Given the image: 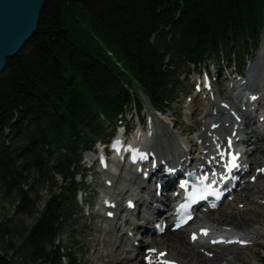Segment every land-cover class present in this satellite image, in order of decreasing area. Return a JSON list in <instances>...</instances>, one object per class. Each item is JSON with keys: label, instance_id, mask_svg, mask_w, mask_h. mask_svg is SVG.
Returning <instances> with one entry per match:
<instances>
[{"label": "trees", "instance_id": "trees-1", "mask_svg": "<svg viewBox=\"0 0 264 264\" xmlns=\"http://www.w3.org/2000/svg\"><path fill=\"white\" fill-rule=\"evenodd\" d=\"M81 10L119 58L76 37ZM263 31L264 0H46L0 77V195L33 219L17 245L0 221V264H78L61 239L79 211L84 154L144 103L167 113L191 72L226 61L242 74Z\"/></svg>", "mask_w": 264, "mask_h": 264}, {"label": "bare ground", "instance_id": "bare-ground-1", "mask_svg": "<svg viewBox=\"0 0 264 264\" xmlns=\"http://www.w3.org/2000/svg\"><path fill=\"white\" fill-rule=\"evenodd\" d=\"M260 44L257 59L255 60L254 58L248 64L246 79L240 80V83H234L231 88L230 97L236 101L234 107L224 104V100L223 103L219 101L220 98H217L214 103L217 106L215 107L216 109H207L202 122H200L201 130L192 142L187 140L189 143L186 141V138L182 139L180 135H168L167 137L158 138L159 133L162 132V126L161 121L154 118L152 121L153 127L146 133H143L142 142L144 145L142 147L143 151L150 150L155 155L156 162L149 160V164L144 166V169H148V171H126V168L121 166V168H116V173H108L105 180L110 181L111 186L106 188L107 193L109 194L111 189L117 188L116 197L119 198L121 196L122 198L113 200V197H110L109 199H111L113 205L104 201L102 209H105V212L114 213L111 218L105 214L101 216V213H99L97 214V218L102 219V221L109 219L112 222L115 220L119 223L122 221L124 223L129 222L127 223L128 230L126 232L121 228V225L117 226V221L111 227L112 233L116 230L118 232L116 239L118 237L122 242L124 240V244H127V246L125 247V252H121L119 263L113 257L115 255L113 250H110L108 255L110 258L109 264H134L138 262V259L139 261L141 259V263L137 264H149L145 260L146 257H148V261H151V264H165V262L167 264H215L218 262L225 264H246L241 258L242 250L251 244H255L257 241H264V226H260L256 218L252 222L257 226V229H245L243 231L235 230L229 226L244 227L246 225L245 217H247L251 209H260L264 202V187H261L264 181V173L260 171V169H264V99H261L259 96L264 93V35ZM251 63L253 65H250ZM243 86L255 89V92H253L255 93L254 101L249 98L245 99V96L239 90ZM262 100L263 103L260 105ZM251 102L254 103L251 104ZM235 114L239 118V122L233 117ZM215 118H218L219 125L212 126L210 121ZM253 119H257L259 124L261 123V126L255 127ZM245 128L247 131H243L246 130ZM237 138L240 142L242 140V144L247 145L249 148L246 156V162L248 163L246 171L241 177L237 178L239 183L232 186V191L222 196L221 202L215 207V210H208L205 214L210 217L219 212L223 206H227L226 213L216 219L215 223L208 220V218H204L193 225L195 218H197L195 216L189 225L192 226L191 230H189V226L179 231L172 230L169 226L171 216L166 217L165 214L171 211L169 208H171L170 205L172 203V192L170 191L173 184L172 174L174 173L176 176L178 169L182 168L186 170V168L195 165L202 168L206 167L209 170L219 168L220 159L223 158L221 153L232 154L236 148L235 139ZM229 141H231V148L228 146ZM189 146L191 150L193 146L199 150L201 160L190 162L189 158L181 153V150L185 154L190 153ZM93 161L94 158H92L91 163ZM162 161L165 163L163 166H160L159 163ZM120 178H124L125 181L121 185L119 184ZM247 178L249 179L247 180ZM243 182L245 183L243 184V188H241V183ZM260 187L261 189H259ZM139 192L143 196L150 197L149 200L147 201L143 196L139 197ZM249 192H253V194L246 198L243 197L244 193ZM239 193L240 195H238ZM252 196H255V198ZM126 197H129V201H125L124 198ZM235 200H238L237 204L239 205L237 206L236 204L234 207L232 204ZM126 203L127 205L125 206ZM160 209H167V211L163 212ZM228 210L231 212H228ZM122 211H124V214H120L125 215V217L118 215V212ZM135 213H138V223L141 225L139 231L136 233L133 231L137 227V222L135 221V217H132ZM160 220L161 225L165 224L166 228L158 233L154 227ZM150 224L156 237L150 239L147 247L141 241L137 245L139 242H137L138 240L136 241V237L145 234L151 235L150 232H146L150 231V228L147 227ZM218 229L224 231L218 233L216 231ZM204 230L208 231L207 236L202 234ZM166 233L168 234L166 235ZM193 234L197 236L195 242L192 240ZM122 236L123 239L121 238ZM200 238H204L205 240L201 241L199 240ZM212 241L225 242L213 243ZM227 241L232 242L228 243ZM153 249L155 250L154 252L152 251ZM224 252L227 254L224 255ZM161 253H164V255H161Z\"/></svg>", "mask_w": 264, "mask_h": 264}, {"label": "rangeland", "instance_id": "rangeland-1", "mask_svg": "<svg viewBox=\"0 0 264 264\" xmlns=\"http://www.w3.org/2000/svg\"><path fill=\"white\" fill-rule=\"evenodd\" d=\"M92 17L93 16L86 11L83 12L82 10L79 11L78 15L76 16V22L73 25V30L75 32L76 37L80 40V42H82L83 44H87L88 46L95 47L99 45L104 48H108L113 53H115L116 56L119 58V53H117L116 46L108 47L106 45L105 39L103 38V34H102L103 30L102 28L100 30L99 27L101 26L99 22L94 17L93 18ZM261 43H262V39H261ZM259 50L260 47L257 50V52L255 51L256 53L255 52L252 53L251 58L249 59L253 60L255 58L256 60L257 55L259 54ZM250 60H247L248 62L246 61L247 64L250 62ZM253 63H251L250 65H253ZM227 65L228 64L226 61L219 62L217 65L214 63H209L210 71L208 72H210L213 78L215 79V89L213 92H210L208 96H205L207 91H204L203 87L199 85L197 77H194L193 75H187V78L185 79L182 85L183 95L180 96L179 102L173 105L170 108V110L167 113H165L164 116H162V118H160L159 115L152 114L151 111L148 109V107L144 109L145 106H147V103H144V105L142 106L143 111H141L142 112L141 116L139 115L136 116L134 110H132L131 112L128 111L124 124H126L129 129L131 128L134 129L135 126H137L138 122L144 120L145 123H147L149 119L156 118L157 120L161 121V126H162V132L159 133L158 138L167 137L168 135H178V136L180 135L182 139L186 138V141L188 140L189 142H192L196 138L197 133L201 130L200 122H202V118L206 114L207 109L210 108H213L212 110L216 109L215 107L217 106H215L214 103L216 102L217 98H220L219 101L222 102L224 100L225 103L224 102L223 103L227 104L230 107H234V105L236 104L235 99L230 97L231 94L230 86H232L233 83H237V81H240L239 79H243V80L246 79L247 72L245 70V73L242 76L243 78L237 77L232 72L233 69L232 71L229 70L227 68ZM247 67L248 65L246 66V69ZM201 72L205 73V71H201ZM256 120L257 119H255V121ZM118 131H125V130L120 128ZM243 131H247V129ZM181 153L191 160L201 159L199 150L194 148V146L192 147L190 153H186V154L183 152ZM91 155L92 154L86 153L82 158L81 166L83 167V169H86V171H83V174L87 175L84 183H82V190L84 193L82 196L78 195L77 197L79 202V208H78L79 211L77 212L74 218V222L70 227L68 233L66 234V236H64L61 239V241H63L66 245H68V247L70 248V254H71L70 257L76 259L78 264H109L110 258L108 257V255L110 253V250H113V253L115 254L113 255V257L115 258V261L119 263L121 252H125L126 250L125 247L127 246V244H124L125 241L123 240L122 242V240H120L118 237L116 239L118 233L117 230L113 231V233L111 231V227L113 223H116L117 220L112 222L110 220L102 221V219L97 218V214L101 213L100 214L101 216L102 214H104V211L98 210V208H99V200L101 198L100 192L103 188V184L106 178L104 175L96 174L91 180V177L89 175H93V173L90 174L89 173L90 171H88V168H90L91 163L86 162L88 157H91ZM95 170H98V168L96 167ZM248 179L249 178H247V180ZM77 181H79V177H77ZM124 182H125L124 178L119 179L120 185L123 184ZM132 184L134 183L132 182ZM262 186L264 187V181L261 184V187ZM261 187L259 189H261ZM115 189L114 188L111 189L110 193L113 194V197H115V199H121L122 198L121 196L119 198L116 197V193L118 192V190L117 188ZM114 190L115 192H113ZM238 191L240 192V190ZM252 194L253 192L244 193L243 197L246 198L248 196H251ZM238 195H240V193ZM46 197H47V193L43 192L42 199L45 200ZM252 197L255 198V196ZM14 201L7 198L4 199L0 195V221L2 222L12 221L10 223L14 231L11 232L10 240H12V243L14 245H17L19 244L21 237L25 233V231L31 227L33 219L31 217L15 216L13 214V206L15 203ZM233 202H231L233 203L232 206L235 207L238 200H235ZM238 205L239 204H237V206ZM226 207L227 206L225 207L223 206V208L219 210V212L213 214L210 217L209 215L205 214L206 211L200 212L198 214L199 218L201 219L208 218V220H210L211 222L213 221L215 223L216 219L220 218L221 215L226 213L225 211ZM39 209H41V205H39ZM228 212L231 211L228 210ZM137 214L138 213H135L134 216H132L135 217V221L137 222L136 223L137 227L135 231H133L135 233L139 231L141 226L138 223ZM263 217H264V202L262 203L260 209L258 210L251 209L247 217H245L246 225L244 227L237 228L234 225H229V226L230 228H233L235 230H243V231L245 229L246 230L257 229V226L252 222V220L256 218L257 223L260 226H264ZM127 223H124V221L120 223L118 222L117 226L121 225V228L124 229V231L126 232V230H128ZM160 224H161V220L159 223H157V225L159 226ZM147 227L152 229L151 224L147 225ZM167 234L168 233H166V235ZM154 237H156V235L154 234L150 236H148L147 234L138 236L136 237L137 238L136 241L138 240L137 242H139L137 243V245H139L141 241V243H143V245L147 247L150 239ZM121 238L123 239V236ZM0 248H2V246H0ZM8 251H9L7 252L8 255L9 256L12 255V251L11 250ZM242 251L243 252L241 258L245 261L246 264H263L264 241L263 242L257 241L255 244L249 245ZM226 254L227 253L224 252V255ZM145 260L149 262L148 257H146ZM137 261L138 262L134 264L141 263V259L140 261L139 259ZM215 264H225V263L218 262Z\"/></svg>", "mask_w": 264, "mask_h": 264}, {"label": "water", "instance_id": "water-1", "mask_svg": "<svg viewBox=\"0 0 264 264\" xmlns=\"http://www.w3.org/2000/svg\"><path fill=\"white\" fill-rule=\"evenodd\" d=\"M46 0H0V75L36 33ZM256 72V71H255ZM214 125L218 120L214 119Z\"/></svg>", "mask_w": 264, "mask_h": 264}, {"label": "snow or ice", "instance_id": "snow-or-ice-1", "mask_svg": "<svg viewBox=\"0 0 264 264\" xmlns=\"http://www.w3.org/2000/svg\"><path fill=\"white\" fill-rule=\"evenodd\" d=\"M228 146H229V148H231V141H229V145ZM229 155L231 156V159H230V161H229V163H228V165L226 167H227L228 172H231L232 169H235V168H238L239 167V165L237 164L238 155H232L231 153H229ZM221 156H223V153H221ZM260 171H264V169H260ZM213 175H215V173H213ZM221 178L223 179V177H221ZM205 180H208V176L207 175H205V176L202 177V179L200 181L201 184H203V182ZM208 195H215L217 198H219V193L218 192L208 191ZM201 198H205V197H201ZM181 207H182V209H184L186 211L188 206L187 205H182ZM212 207H216V205L213 204ZM189 219H191V215L190 214L189 215H186L184 217V219L180 223H178L176 225V227H180V226H182L183 223H187V221ZM202 234L205 235V236H207L208 235V231L207 230H204L202 232ZM196 239H197V236L195 234H193V236H192L193 242H195ZM212 242L213 243H224L225 241H212ZM227 242L228 243H231L232 241H227ZM152 251L154 252L155 250L153 249ZM161 255H164V253H161ZM149 264H151V261H149ZM165 264H167V262H165Z\"/></svg>", "mask_w": 264, "mask_h": 264}]
</instances>
